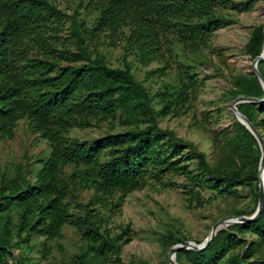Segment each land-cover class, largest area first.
<instances>
[{
	"label": "trees",
	"instance_id": "16d2710c",
	"mask_svg": "<svg viewBox=\"0 0 264 264\" xmlns=\"http://www.w3.org/2000/svg\"><path fill=\"white\" fill-rule=\"evenodd\" d=\"M252 1H245L243 9ZM83 3L84 8L97 13L89 29L78 19ZM77 7L69 16L71 40H61L67 14L56 4L49 0H0V141L11 139L17 122L26 119L50 149L49 155L38 162L33 182L19 176L0 178V264H22L21 260H9L17 241L28 242L33 236L59 238L67 224L82 229L87 242L86 252L77 256L80 264H87L88 253L97 257L114 255L121 262L129 227L112 236L102 229L105 220L92 207L110 205L109 198L117 193L113 207H118L128 193L142 186L149 172L155 176L177 172L220 194L248 186L250 195L258 201L260 150L242 124L237 123L231 138L238 160L228 156L217 167H211L193 144L158 125L159 116L180 114L197 87L188 59L178 82L167 84L151 96L134 77L131 61L124 57L121 67H112L103 55L91 52L88 42V37L100 33L114 44L122 36L125 53L132 54L141 66L162 64L146 71V79L154 73L164 75L170 68L164 51L171 46V39L195 54L222 25L225 18L215 13L212 0H79ZM263 45V28L257 26L246 52L253 59ZM263 66L264 61L259 62L264 77ZM239 95L264 96L254 74L235 79L232 97ZM156 97L158 109L153 104ZM238 109L264 136V105L242 103ZM104 121H118L127 128L89 142L69 135L73 129L98 126ZM187 147L188 154L197 157L198 165L209 175L207 178H198L188 170L190 156H183ZM65 167L72 171L64 175ZM79 190H92L90 201L79 204L84 212L82 219L74 218L69 211L68 195L75 196ZM12 211L17 214L15 226ZM253 212L243 210L241 214ZM248 232L256 240L248 242ZM13 237L16 242L11 241ZM176 243L184 241L172 237L163 240L168 247ZM263 244L264 207L256 220L222 229L204 250H187V254L201 264H260L252 258ZM240 245V251L224 259ZM182 255V250L176 254L179 264ZM128 264L144 262L131 260Z\"/></svg>",
	"mask_w": 264,
	"mask_h": 264
},
{
	"label": "rangeland",
	"instance_id": "374dc122",
	"mask_svg": "<svg viewBox=\"0 0 264 264\" xmlns=\"http://www.w3.org/2000/svg\"><path fill=\"white\" fill-rule=\"evenodd\" d=\"M56 4L67 16L64 18V29L60 33L61 40L70 38V18L79 0H49ZM247 0H212L215 13L223 16L222 25L212 34L210 39L191 54L183 50V46L171 39V46L164 51V58L170 68L164 75L158 73L145 78L146 71H152L162 66L159 62H152L148 66L137 63L132 54H126L124 39L117 43L105 33L95 34L89 38L90 50L104 56L112 67L122 66L123 58L131 61V71L151 96L164 89L167 84L178 82L180 74L185 69V59L192 64L195 72L197 87L190 93V102L180 114H170L157 118L158 125L165 131L173 133L184 142L193 144L198 151L206 156L211 167H217L225 158L239 154L232 150L231 138L237 131L239 123L231 111L230 102L233 99V83L239 75L250 76L252 58L246 52V44L257 26H264V0H253L243 9ZM86 2V0H85ZM82 7L78 9V19L82 20L86 28L94 24L97 13ZM124 33H127L126 28ZM171 36V35H170ZM73 40V39H72ZM264 68V66H263ZM154 108L160 103L154 99ZM261 115L258 114L257 118ZM118 121H104L101 125L84 129H73L69 135L81 141H93L102 138L107 133H116L126 129ZM264 133V128H261ZM189 148H185L183 156H188ZM47 141L34 133L26 119H20L11 139L0 141V178L22 179L33 182L39 161L49 155ZM188 170L192 175L208 177L198 165V159L189 155ZM72 171L65 167L63 174ZM253 187V182H252ZM201 182L197 185L184 175L177 172H166L161 176L147 173L142 179V186L128 193L118 207L116 203L118 193L109 198L110 205L106 207L93 206L105 222L102 229L112 236L122 229L129 227V240L122 244L121 262L115 260L114 255L97 257L90 253L86 255L87 264H128L131 260L142 261L144 264H169L167 252L169 247L163 244L164 238L182 239L201 243L210 227L218 220L241 214L243 210L255 211L257 202L250 195L248 186L240 187V191L220 194L216 190L205 187ZM196 192H199L198 194ZM196 194L199 199H196ZM92 190H79L75 196L68 195L70 213L74 218L82 219L84 212L79 204L90 201ZM12 222L17 223V214L11 212ZM228 229V228H226ZM225 229V230H226ZM82 229L73 225H64L61 237L46 240L44 237L33 236L28 242H16L11 249V262L20 261L22 264H80L77 256L87 250V242L82 238ZM248 242L256 240V236L246 233ZM241 245L225 256L240 251ZM180 264H201L182 250ZM264 264V244L257 247L252 260Z\"/></svg>",
	"mask_w": 264,
	"mask_h": 264
},
{
	"label": "water",
	"instance_id": "95a60500",
	"mask_svg": "<svg viewBox=\"0 0 264 264\" xmlns=\"http://www.w3.org/2000/svg\"><path fill=\"white\" fill-rule=\"evenodd\" d=\"M263 35H264V26H263ZM264 61V49L261 50L260 54L255 56L251 62V68L253 74L257 77L261 87L264 90V77L259 71L258 64L259 62ZM242 103H252L258 106L264 105V96L261 98L254 96H245L239 95L233 98L230 102V108L237 121L242 124L255 138L259 150H260V159L257 170L258 178V201L255 211L250 215H238L225 217L217 222H215L208 231L205 239L201 243H195L193 241H185L184 243H176L169 247L167 256L169 264H179L176 261V254L181 250H194L200 252L204 250L212 239L216 236L217 232L222 230L224 226H231L235 224H242L247 222H252L256 220L264 207V136L260 131L252 124V122L245 116L239 109L238 104Z\"/></svg>",
	"mask_w": 264,
	"mask_h": 264
},
{
	"label": "bare ground",
	"instance_id": "6f19581e",
	"mask_svg": "<svg viewBox=\"0 0 264 264\" xmlns=\"http://www.w3.org/2000/svg\"><path fill=\"white\" fill-rule=\"evenodd\" d=\"M263 49H264V45H263ZM229 226H224L222 229H226V228H228Z\"/></svg>",
	"mask_w": 264,
	"mask_h": 264
}]
</instances>
